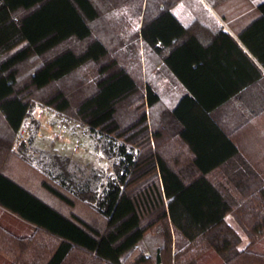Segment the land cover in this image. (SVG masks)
<instances>
[{
    "label": "trees",
    "instance_id": "16d2710c",
    "mask_svg": "<svg viewBox=\"0 0 264 264\" xmlns=\"http://www.w3.org/2000/svg\"><path fill=\"white\" fill-rule=\"evenodd\" d=\"M184 1L0 0L2 264H264V146L244 153L212 114L263 76L264 0L253 16L205 0L249 18L206 43L202 18L173 10ZM37 102L84 126L112 173L33 164L18 132Z\"/></svg>",
    "mask_w": 264,
    "mask_h": 264
},
{
    "label": "crops",
    "instance_id": "0c3cea01",
    "mask_svg": "<svg viewBox=\"0 0 264 264\" xmlns=\"http://www.w3.org/2000/svg\"><path fill=\"white\" fill-rule=\"evenodd\" d=\"M262 1L251 0L253 9ZM244 3L245 0H225L220 3L219 9L226 13L234 11L235 13L238 11L243 12L245 10ZM173 10H179V8L175 7ZM201 12L203 14H200ZM187 15L189 21L195 19L197 16L202 18L203 26L194 22L190 30L204 43L208 42L212 38L213 33L218 29L228 31L238 40L236 35L237 29L241 28L249 19L243 20V16L234 14L231 17L235 18L228 22L221 14H218L217 9L208 1H206L205 8L196 11L194 14ZM238 43L244 48L240 41ZM256 65L263 75L262 78L253 82L251 86L230 103L218 106L212 111L214 119L225 127L223 129L225 132L227 131L226 133L230 132L231 135H239L240 145L246 149H244V153L247 151L249 145L253 151H258L260 147L264 146V68L258 62H256ZM180 86L184 89L181 84ZM42 136L46 138L41 140L39 139V135H33L32 139L29 140L26 152L30 158L32 157L31 159L37 158L40 152H44L43 154L48 157L58 155L59 160L61 156L70 157V149H67V144H64L62 139L56 140V138H53V135ZM26 225L31 227L29 224Z\"/></svg>",
    "mask_w": 264,
    "mask_h": 264
},
{
    "label": "rangeland",
    "instance_id": "374dc122",
    "mask_svg": "<svg viewBox=\"0 0 264 264\" xmlns=\"http://www.w3.org/2000/svg\"><path fill=\"white\" fill-rule=\"evenodd\" d=\"M185 3H186L185 1L181 2L175 5V7H178L179 10L180 9L184 10L187 14L190 15V14L196 13V11H199L202 8H205L206 1L205 0H192V1L190 0L189 4L184 5ZM244 5H245L244 11L248 13L251 12V16H252L254 14L252 2L246 3V0H245ZM200 14H203V12H201ZM129 17L134 21L131 27L133 28L138 27L139 25V23H137L138 19L134 18V16H132L131 14H129ZM127 31L125 33H128ZM126 42L127 41H125V44H124L125 49L129 48V43H130V42L129 43H126ZM139 48L141 51L140 55L143 56V53L145 55L146 52L142 50L141 45H139ZM151 58H152L151 55H148V59H149L148 61L151 62ZM129 61H130L129 53L126 52L122 56V62L124 63V65L129 67ZM152 66L154 67V64ZM159 69H161V67L157 68L156 66L154 69L152 68L151 76L153 74L157 75L156 88L162 94V97H164V100H165L164 102H166L165 105L168 106L171 103L170 99H172L170 95H172L173 93L169 88H172L173 85L170 79L164 76L163 71ZM162 109H163V106H160V108L158 107L154 110V115L157 118H159V115L161 114ZM18 135L19 136L23 135L24 138L22 140L25 142L26 147L29 146V142H30L29 140L32 139L33 135H39V139L41 140L46 138L45 136H42V135H53V138H56V140L62 139L63 143L67 144V149H70V154H71L70 157L68 156L60 157V160L65 169H69L70 171L75 170V172H77L78 170L76 168H79V169L83 168L84 170L83 169L81 170H83L84 174H87L89 173L91 168H94L97 170H102L106 174L112 173V161L113 160L103 155L99 146H96V144H98L99 141L89 136L92 134H89V132L85 129L84 126L78 124L76 121L64 122L53 110H50L49 108L45 107L41 103L37 102L32 106L30 114L25 120L21 129L19 130ZM43 153L44 152H40L38 153L39 155H37V158L31 159L33 164L35 165L37 164L39 166L38 162H41L40 160L43 157H45ZM45 160L50 161L48 157H46ZM52 171L56 172V169L53 167ZM29 185H31L33 189L38 190V185H35L34 183H30ZM39 192L42 193V191H39ZM46 195L47 194L45 193L44 196ZM63 210L67 212L69 211L67 207H65ZM1 219L4 222L8 223V225L11 228L15 229L19 233H29L32 230L30 226L24 224L20 220H17L15 219V217L10 216L8 214H3L1 216ZM227 220L234 226L238 227L237 222L230 215H227ZM0 264H2L1 261H0Z\"/></svg>",
    "mask_w": 264,
    "mask_h": 264
},
{
    "label": "built area",
    "instance_id": "2783aa9c",
    "mask_svg": "<svg viewBox=\"0 0 264 264\" xmlns=\"http://www.w3.org/2000/svg\"><path fill=\"white\" fill-rule=\"evenodd\" d=\"M24 137H23V135H20L19 136V140H22Z\"/></svg>",
    "mask_w": 264,
    "mask_h": 264
}]
</instances>
